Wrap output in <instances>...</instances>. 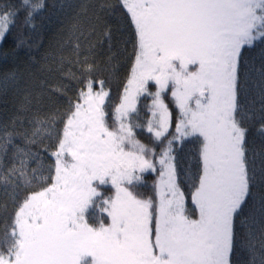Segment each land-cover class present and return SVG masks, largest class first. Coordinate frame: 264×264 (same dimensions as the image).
<instances>
[{
    "label": "snow or ice",
    "instance_id": "snow-or-ice-1",
    "mask_svg": "<svg viewBox=\"0 0 264 264\" xmlns=\"http://www.w3.org/2000/svg\"><path fill=\"white\" fill-rule=\"evenodd\" d=\"M0 104V264H264V0H0Z\"/></svg>",
    "mask_w": 264,
    "mask_h": 264
},
{
    "label": "trees",
    "instance_id": "trees-1",
    "mask_svg": "<svg viewBox=\"0 0 264 264\" xmlns=\"http://www.w3.org/2000/svg\"><path fill=\"white\" fill-rule=\"evenodd\" d=\"M108 22L113 26V39H112V47L109 49L108 45L105 44L102 48L99 49L98 59L103 60L108 55H115L116 61H118V71L114 76H110L108 72H104L103 76L108 77L112 80V90L113 95L118 92L119 81L123 79V77L127 74L130 54H131V44L125 45L123 41L128 36V31L123 27L122 22L118 21L116 18H109ZM58 27V23L53 19L51 23L45 22V28L43 31V35L45 37V44L47 43V38H49L53 32H55ZM60 104H63V98L59 101ZM6 107L5 105L0 104V109ZM7 107H11L8 105ZM188 147L186 146L185 151H187ZM152 177H148L149 188L145 189V191H150Z\"/></svg>",
    "mask_w": 264,
    "mask_h": 264
}]
</instances>
